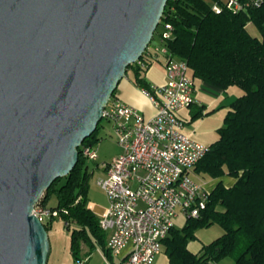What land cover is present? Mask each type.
Masks as SVG:
<instances>
[{
	"label": "water",
	"instance_id": "1",
	"mask_svg": "<svg viewBox=\"0 0 264 264\" xmlns=\"http://www.w3.org/2000/svg\"><path fill=\"white\" fill-rule=\"evenodd\" d=\"M167 1L0 0V264H48L34 206L77 164Z\"/></svg>",
	"mask_w": 264,
	"mask_h": 264
},
{
	"label": "trees",
	"instance_id": "2",
	"mask_svg": "<svg viewBox=\"0 0 264 264\" xmlns=\"http://www.w3.org/2000/svg\"><path fill=\"white\" fill-rule=\"evenodd\" d=\"M215 2L222 5L220 12L213 8ZM161 17L150 45L154 37L159 41L170 23L172 37L165 44L174 56L187 60L194 80L224 90L237 85L243 91L231 103L209 152L192 170L201 178L228 175L235 178L234 183L227 186L219 181L209 193L206 208L198 217H187L181 228L171 227L162 248L172 264H209L225 257H232L234 264H264V2L236 12L223 0H168ZM249 23L260 36L249 31ZM146 52L147 48L139 59L143 63L130 64L126 75L132 70L137 84L148 88L143 74L155 59ZM200 114L201 110L194 117ZM101 122L78 148L73 170L54 179L40 199L51 211H59L67 227L76 224L71 233L75 258L82 243L109 251L99 215L89 205V165L83 154V147H96L99 142ZM55 217L45 223L47 230ZM214 223L223 232L204 244L201 252L193 253L189 241L196 238L199 228Z\"/></svg>",
	"mask_w": 264,
	"mask_h": 264
},
{
	"label": "built area",
	"instance_id": "3",
	"mask_svg": "<svg viewBox=\"0 0 264 264\" xmlns=\"http://www.w3.org/2000/svg\"><path fill=\"white\" fill-rule=\"evenodd\" d=\"M263 2L223 0L236 12L259 7ZM213 8L220 12L222 5L215 2ZM172 28L166 23L159 41L149 44L146 52L153 59L165 56V84L154 90L143 88L155 103L156 113L148 118L117 95L110 97L102 111L103 118L113 123L122 151L111 161L98 164L105 172L98 183L108 200L99 221L108 233L106 244L114 256L127 243L132 244L129 255L115 264H152L175 218L180 214L198 217L209 199L210 190L193 176L192 170L209 152L210 145L186 134L184 120L178 115L180 109L195 102V80L187 60L174 56L165 44L172 37ZM83 154L88 160L98 159L96 147H83ZM34 207L44 224L59 213L40 201ZM76 264H86V259L78 258Z\"/></svg>",
	"mask_w": 264,
	"mask_h": 264
},
{
	"label": "crops",
	"instance_id": "4",
	"mask_svg": "<svg viewBox=\"0 0 264 264\" xmlns=\"http://www.w3.org/2000/svg\"><path fill=\"white\" fill-rule=\"evenodd\" d=\"M157 64H156V63ZM149 84L148 88L154 90L155 87L163 86L166 82V69H165V56L160 54L157 59H155L152 64L147 67V70L143 74ZM197 80V79H196ZM195 80V91L194 97L195 102L190 106L182 108L178 111V115L183 118L184 128L183 131L191 136L193 139L206 143L211 144L218 138V129L221 126H218L219 123H224V117L227 114L228 110L230 109V105L233 100L230 101L228 99V92L231 86L227 89H221L219 87L213 86L207 82L202 80L197 86ZM135 74L132 70L129 71L127 75H125L119 84H117V91L116 95L122 98V100L132 106L137 107L140 109L148 118L153 116L156 111L157 107L155 103L151 100L150 97H147L143 93V88H147L146 86L137 84ZM157 97H161L158 91H154ZM201 110V114L198 117H194L197 111ZM215 114H217L216 119L211 120V122H207L209 118H214ZM220 114V116H219ZM189 123L187 125V121ZM215 121V123H213ZM216 136V137H215ZM193 176L197 179L198 175L192 173ZM207 182H206V181ZM198 181L201 182L204 187L207 185V189L210 191L215 187V185L219 181H223V183L227 186H231L235 178L224 175L218 178H198ZM184 216L182 214L176 217L177 221H183ZM186 222L184 219L183 225ZM182 223V222H181ZM181 225L180 228L183 226ZM176 226V225H174ZM177 227V226H176ZM179 228V227H178ZM203 229H198L196 231V238L192 239L188 243V248L193 253L201 252L203 245L211 242L216 237L220 235L217 234L214 238L211 236H207V233L202 231ZM217 233V232H216ZM106 243L108 240V233ZM107 248L108 244H107ZM132 249V244L127 243V245L122 249L119 255H115L109 251L103 250L100 246L90 247L88 244L82 243L81 244V251L79 257L75 258L71 252V257L67 260L62 261L60 264H76L78 258H85L86 264H115L122 259L126 258ZM154 261L152 264H172L170 261V257L165 251L163 247L159 254H156ZM234 259L232 257H225L216 262H210L209 264H234ZM49 264V263H48Z\"/></svg>",
	"mask_w": 264,
	"mask_h": 264
},
{
	"label": "rangeland",
	"instance_id": "5",
	"mask_svg": "<svg viewBox=\"0 0 264 264\" xmlns=\"http://www.w3.org/2000/svg\"><path fill=\"white\" fill-rule=\"evenodd\" d=\"M248 26H249L248 27L249 31L253 35L260 36L259 30L253 23H249ZM157 41H158L157 37H154L153 43H156ZM200 82L201 81H199V79L196 80L197 86H199ZM241 92L243 91L239 86L237 85L231 86L228 92L229 93L228 99H230V101L236 99L240 94H242ZM216 117L217 114H215L214 118L212 117L205 121L206 123L211 122V120L213 119L215 120ZM188 123L189 120L187 121V125ZM213 123H215V121ZM222 124L223 122L219 123L218 126H221ZM98 132L100 136L99 137L100 140L96 144L98 159L88 160V164H87L89 165V170H88L89 190L87 192H88L89 202L93 206L94 212L100 215V213L108 205V200L104 189L98 183V179L105 177L104 170L98 164L102 163L103 161H111L115 156H117L122 151V148L118 143L116 130L112 122L103 118ZM198 178L200 179V177H197V180ZM183 218L186 219L185 216ZM50 219L51 218L47 219V222ZM184 219L183 221H177V219L175 218L174 221L175 225L177 227H180L181 225H183ZM219 225L220 224L218 223H214L212 225L204 226L199 229H203L202 231L204 233H207L208 234L207 236H211V238H214L215 236H217V234L219 233L221 234L223 232L222 227ZM75 227H76L75 223H72L69 227H67L65 220L62 219L61 216H56L55 218H53L51 225H49L47 230L50 241V245H49L50 252L48 257L49 264H60L62 261L67 260L68 258L71 257V233L73 228Z\"/></svg>",
	"mask_w": 264,
	"mask_h": 264
}]
</instances>
